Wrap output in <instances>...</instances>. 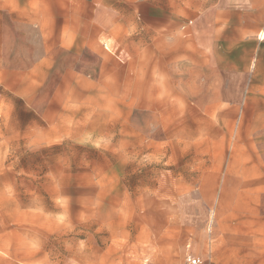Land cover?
<instances>
[{
	"label": "rangeland",
	"instance_id": "374dc122",
	"mask_svg": "<svg viewBox=\"0 0 264 264\" xmlns=\"http://www.w3.org/2000/svg\"><path fill=\"white\" fill-rule=\"evenodd\" d=\"M5 33L0 264H179L188 242L205 264H264V190L222 189L243 136L147 94L144 42L89 30L38 62L28 32Z\"/></svg>",
	"mask_w": 264,
	"mask_h": 264
},
{
	"label": "crops",
	"instance_id": "0c3cea01",
	"mask_svg": "<svg viewBox=\"0 0 264 264\" xmlns=\"http://www.w3.org/2000/svg\"><path fill=\"white\" fill-rule=\"evenodd\" d=\"M89 30L92 40L121 30L144 42L135 64L144 63L147 94L170 88L201 120L236 126L245 150L225 154L222 189L264 190V0H0L2 46L5 32H28L38 62L52 60L59 36L68 43ZM187 253L199 255L189 242Z\"/></svg>",
	"mask_w": 264,
	"mask_h": 264
},
{
	"label": "built area",
	"instance_id": "2783aa9c",
	"mask_svg": "<svg viewBox=\"0 0 264 264\" xmlns=\"http://www.w3.org/2000/svg\"><path fill=\"white\" fill-rule=\"evenodd\" d=\"M181 264H203L201 256L187 253Z\"/></svg>",
	"mask_w": 264,
	"mask_h": 264
},
{
	"label": "bare ground",
	"instance_id": "6f19581e",
	"mask_svg": "<svg viewBox=\"0 0 264 264\" xmlns=\"http://www.w3.org/2000/svg\"><path fill=\"white\" fill-rule=\"evenodd\" d=\"M261 38V37H260Z\"/></svg>",
	"mask_w": 264,
	"mask_h": 264
}]
</instances>
